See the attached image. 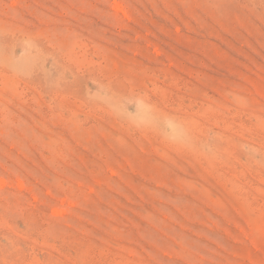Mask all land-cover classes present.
Returning <instances> with one entry per match:
<instances>
[{
  "label": "rangeland",
  "instance_id": "obj_1",
  "mask_svg": "<svg viewBox=\"0 0 264 264\" xmlns=\"http://www.w3.org/2000/svg\"><path fill=\"white\" fill-rule=\"evenodd\" d=\"M0 264H264V0H0Z\"/></svg>",
  "mask_w": 264,
  "mask_h": 264
}]
</instances>
